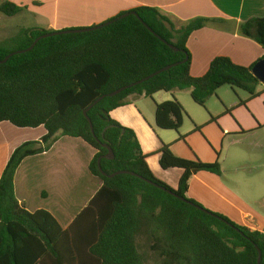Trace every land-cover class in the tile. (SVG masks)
I'll return each instance as SVG.
<instances>
[{
    "label": "trees",
    "instance_id": "16d2710c",
    "mask_svg": "<svg viewBox=\"0 0 264 264\" xmlns=\"http://www.w3.org/2000/svg\"><path fill=\"white\" fill-rule=\"evenodd\" d=\"M23 10L9 0H0V13L6 17ZM132 12L137 16L120 18ZM217 23L226 21L197 18L178 27L159 9L139 7L93 31L44 38L31 51L0 64V123L21 129L44 127L47 132L40 141L16 149L0 179V264H47L49 257L50 264H258V251L264 264L263 232L238 225L188 196L195 174H222L219 162L179 158L170 146H164L160 151L162 169L183 170L178 188L172 189L151 171L136 133L111 117L129 97L152 98L160 92L190 90L192 100L204 109L224 86L235 93L238 107L261 97L264 91L258 87L262 83L253 68L264 57L250 67L217 57L203 77L191 75L188 40L194 32ZM80 29L87 28L67 30ZM238 29L241 36L264 50V18H252ZM56 32L23 28L0 41V61ZM172 65L176 66L143 84L109 96ZM239 91L248 98L241 100ZM103 96L87 112L89 122L85 112ZM187 116L176 98L156 104V125L177 132L178 141L186 140L180 130ZM59 133L80 139L96 151L89 172L102 182L66 230L46 210L27 211L14 190L20 165L49 152ZM105 146L113 150L114 160L106 158L109 151ZM118 172L135 176L108 177Z\"/></svg>",
    "mask_w": 264,
    "mask_h": 264
},
{
    "label": "crops",
    "instance_id": "0c3cea01",
    "mask_svg": "<svg viewBox=\"0 0 264 264\" xmlns=\"http://www.w3.org/2000/svg\"><path fill=\"white\" fill-rule=\"evenodd\" d=\"M9 2L24 8L23 12L12 17L16 21L19 20L17 26L19 30L39 28L62 31L90 28L139 7L159 9L178 27L197 18L226 21L225 24H210L190 36L187 47L191 55V75L195 78L203 77L217 57H228L236 65L244 67H250L264 57L263 48L254 40L241 36L238 29L239 24L252 18H264V0H9ZM2 32L6 33L0 30L1 34ZM221 89L216 96L223 103L225 112L219 116L212 112L210 106L207 110V104L205 110L208 111V115L195 111L191 104L198 105L187 99V96L191 97V91L185 90L160 92L152 98L131 96L125 106L111 112V117L136 133L151 171L172 189L178 188L183 170L162 169L160 151L164 146H170L173 154L179 158L193 160L198 157L204 163L219 162L222 170L220 176L207 172L193 176L189 198L212 212L224 215L238 225L264 233V177L246 173L243 165L250 161L249 163H260L259 167L264 169L262 163L264 151L260 156H253L245 151H234L228 159L225 151H222V148L219 150L220 142L222 147L225 136L257 134L263 129L264 94L249 102L247 106L238 107V99L237 102H231L224 98ZM173 98L188 111L183 124L188 122L191 127L181 134L186 136L185 141H178L179 135L176 132L162 130L156 125V104ZM188 109H193L195 114H191V110ZM247 109L250 113L246 115L244 112H247ZM46 134L44 127L36 130L21 129L9 122L0 123V179L17 148L27 142H38ZM89 148L91 147L82 140L59 133L58 140L49 152L27 158L18 168L14 179L15 195L19 203L31 213L41 209L50 213V185L53 189L64 190L82 186L86 189L88 198L81 206V210L72 218L66 213H60L62 220L68 222L67 226L59 224L64 230L68 229L102 186V182L89 172V165L96 155V151ZM58 192L60 191H54ZM40 199L41 202L38 203ZM47 264H50V257Z\"/></svg>",
    "mask_w": 264,
    "mask_h": 264
},
{
    "label": "rangeland",
    "instance_id": "374dc122",
    "mask_svg": "<svg viewBox=\"0 0 264 264\" xmlns=\"http://www.w3.org/2000/svg\"><path fill=\"white\" fill-rule=\"evenodd\" d=\"M18 21L19 20L16 21L15 19L6 17L0 13V30L6 31V33L5 32H2V34L0 33V41L7 40L19 34L22 28L20 30L18 29L17 27L19 26ZM258 90L260 92H263L264 84H261L258 87ZM220 91L223 94L224 98L229 99L231 102L233 101L237 102V97L229 86L222 87ZM238 94L242 100H245L248 97L247 93L243 91H239ZM187 99L192 101L191 97L187 96ZM191 105H192V108L195 109V111H198L199 113L203 115H208V111H207L208 106H210L211 110H213L212 112H214L216 116H219V114L225 112L223 103L221 102V100L217 98L216 95L212 96V98L207 102V110L199 106H195V104H191ZM188 110L190 111L191 109H188ZM246 111L247 112H244L242 110V112H244L246 115L247 113H250L249 109H247ZM186 112L188 114V111ZM190 112H192L191 114H195L193 109ZM235 120H237L236 117H235ZM185 123L186 124L185 125L183 124V127L180 130V134L184 133L188 129V127H191L190 124H187L188 122H185ZM34 142H37V141H34ZM219 147H220L219 149L220 151H221V148H222V151H225V154L227 155L228 159L234 151H245L249 154H252L253 156L254 155L260 156L263 153L262 151H264V128L260 130L257 134H251V133H248L246 135L231 134V135L225 136V139L222 143V147H221V142H220ZM89 149L91 150V148ZM249 162H246L243 164L245 168V172L248 174L254 173L258 177H264V169L259 167L260 163H249ZM262 163H264V159L262 160ZM54 191L55 192L60 191V192L54 193ZM87 195L88 193L86 192V189L83 188L82 186H77L72 189L64 190V189H53L52 186L50 185V213L58 220V222L62 226H67L66 224L68 221L62 220V218L60 217V213H63V214L66 213L68 214V217L72 218L81 210V206L86 201V198H88ZM40 202H41V199L38 200V203Z\"/></svg>",
    "mask_w": 264,
    "mask_h": 264
},
{
    "label": "water",
    "instance_id": "95a60500",
    "mask_svg": "<svg viewBox=\"0 0 264 264\" xmlns=\"http://www.w3.org/2000/svg\"><path fill=\"white\" fill-rule=\"evenodd\" d=\"M130 14H132V15H136V16H137V14H136L135 12H132V13H127L126 15H123V16H121L120 18H121V19H122V18H125V17L129 16ZM108 24H109V23H107L106 25H108ZM103 26H105V25H100V26H98V27H90V28L83 29V30L80 29V30H66V31H59V32H56V33H54V34L44 35V36L38 38V39L33 43V45H32L29 49L24 50V51H18V52H15V53H13V54H10V55L7 56L3 61H0V64H5L6 62H8V61L10 60V58H12V57H13L14 55H16V54H23V53H26V52L31 51V50L36 46V44H37L40 40H42V39H44V38H47V37H50V36H54V35H57V34H72V33L86 32V31H93V30H96L97 28H101V27H103ZM148 29H149L151 32H153L150 28H148ZM153 34H154L157 38H159L160 40H162V38H161L160 36H158L157 34H155L154 32H153ZM162 41L165 42L164 40H162ZM170 47H171L173 50L177 51V48H176V47L171 46V45H170ZM174 66H176V65L168 66V67L162 69L161 71H159V72H157V73H154L153 75H151V76H149V77H147V78H145V79H142V80L139 81V82H136V83H134V84H132V85H129V86H127V87H124V88H122V89H119V90H117V91H115V92L109 94V96H110V97H115V96L121 94L122 92H124L125 90H127V89H129V88H131V87L137 86V85H139V84H143V83L147 82L148 80H150L151 78L157 76L158 74H161V73H163V72H165V71L170 70V69H171L172 67H174ZM253 74H254V76H255V77H256V78H257L262 84H264V60L258 62V63L255 65V67L253 68ZM103 98H104V96L101 97L100 99H98V100L94 103V105H92V106H91V107L85 112V115H86L87 119L89 120V122H91V121H90V119L88 118L87 112H88L93 106H95L96 104H98ZM91 129L93 130V126H92V125H91ZM105 147H106V148L108 149V151H109V153H108V155L106 156V158L109 159V160H114V159H115V154H114L113 150H112L110 147H108V146H105ZM98 164H99V168H100V160L98 161ZM100 170H101V168H100ZM101 171H102V170H101ZM102 174H103L104 176H108V175L105 174V173H102ZM120 174H131V175H134V176H135L134 173H130V172H118V173H115V174L110 175V176H108V177L113 178V177H115V176H117V175H120ZM147 182L150 183V184H152L150 181H147ZM258 252H259L258 264H261V260H262L261 252H260V251H258Z\"/></svg>",
    "mask_w": 264,
    "mask_h": 264
}]
</instances>
